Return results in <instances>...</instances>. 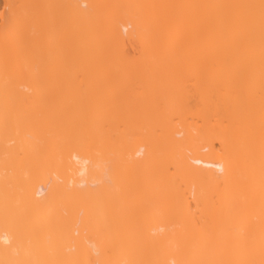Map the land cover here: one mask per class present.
Here are the masks:
<instances>
[{
  "label": "bare ground",
  "instance_id": "bare-ground-1",
  "mask_svg": "<svg viewBox=\"0 0 264 264\" xmlns=\"http://www.w3.org/2000/svg\"><path fill=\"white\" fill-rule=\"evenodd\" d=\"M101 38L163 45L168 72L148 73L142 52L107 64ZM212 55L244 57L246 82L226 66L201 71ZM189 97L203 123L173 124ZM130 114L140 132L111 163L122 133L111 122ZM150 167L140 223L123 180ZM207 249L264 252V0H4L0 264H135L146 251L152 264L242 262Z\"/></svg>",
  "mask_w": 264,
  "mask_h": 264
},
{
  "label": "rangeland",
  "instance_id": "rangeland-1",
  "mask_svg": "<svg viewBox=\"0 0 264 264\" xmlns=\"http://www.w3.org/2000/svg\"><path fill=\"white\" fill-rule=\"evenodd\" d=\"M3 4H4V0H0V7L1 6H3ZM98 32L99 33H102L103 32V29H102V27H99V30H98ZM125 36V35H124ZM125 38H127V36H125ZM99 42H100V44H99V49H100V53L102 54V56H105V62H107V64H111V62H112V60H113V58H115V57H121L123 60H127V59H133V58H135V57H138L139 55H140V53L142 52V58H149L150 59V61H151V64H149V65H147V68H148V70H147V72L148 73H151V71L152 70H154L155 68H158L157 69V72L158 73H167L168 71V68H167V65H168V63L169 62H167V61H165L164 59L163 60H159V58H161V55H159L157 52H156V49H162L164 46L163 45H159V44H146V45H143V44H141V43H131V42H129L128 40H127V42H126V44L123 46V48H120V49H117V47L115 46V44L114 43H111V42H107L105 39H103V38H101V39H99ZM192 46L191 45H182V46H179L178 48H180L181 50H186V49H190ZM146 49H149L150 51L149 52H147L146 51ZM180 55H177V56H175L174 57V60L175 61H177L178 63H180V65H179V67L177 68L178 69V71L176 72L180 77H181V79H182V84H184V85H192L193 83H194V78L190 75V72L188 71V67H187V62L186 61H184L181 57H179ZM111 61V62H110ZM172 64V63H171ZM186 64V65H185ZM173 65V64H172ZM228 67V68H234L235 69V71H237L238 72V74L240 75V77L242 78L241 79V84L243 85L245 82H246V79H245V74H247V72H248V68H247V66H246V64H245V59H244V57H242V56H235V57H227V58H225V57H222V56H220V55H212V56H209V57H206V58H204L202 61H201V63H200V70L201 71H212V70H215V69H219V68H222V67ZM237 66V67H236ZM141 74H144L143 72H138V73H132V75H128V76H124V77H122V78H120L118 81H117V84H115V85H121V86H124L125 85V81H127V79L128 78H134V77H137V76H139V75H141ZM148 75H151V74H148ZM153 75V74H152ZM210 95H212L213 96V99H214V103L215 102H217V97L218 96H222L223 94H225L226 93V90H225V88L224 87H222V86H216L215 88H213V89H211L209 92H208ZM191 103V104H190ZM184 105H185V109L184 110H182L183 112H182V114H180L179 113V115H178V113L176 112V113H174V114H172L171 115V122L173 123V124H191L192 123V125L193 124H195L194 126H196V125H201L202 123H203V119H202V117L201 116H199L198 114H196V111H197V105H196V101L192 98V97H189V99L188 100H186L184 103H183ZM212 116H213V114H211ZM212 116H210L211 117V119H212V121H214V116L212 117ZM123 122V123H122ZM113 125H116L117 126V128H118V126H119V128L122 130V133H121V135H118V136H114L112 139V142H115L113 145V148L115 149V147H116V150H114V152H116V153H112V154H110V155H113V156H115V157H117V158H114V157H112V158H110V156H109V158L111 159V163L113 162V160H115V159H118V161H120L121 160V158L119 159L118 158V156H121V154H119L118 152H120L119 150H118V148H119V146L121 147L122 146V143L124 144V141H126V140H128L129 141V139H132V140H130L129 142H132L136 137H137V135H138V133L140 132L139 131V121L136 119V118H134V116H131V114L130 115H127V117H124V119H121L120 121L119 120H115V121H113V122H111ZM123 124H125V125H123ZM227 124V121L226 120H224L223 121V125H226ZM157 127H155L154 128V130L156 129ZM159 128V127H158ZM157 128V131H154L156 134H158L157 132H159V129ZM126 129V130H125ZM123 137H125V138H123ZM133 137H134V139H133ZM116 139V141H114ZM120 139H122V141L120 140ZM118 140L120 141V142H118ZM117 144V145H116ZM118 146V147H117ZM215 147L216 148H218V147H220V144H219V142L218 141H215ZM115 154V155H114ZM116 154H117V156H116ZM119 154V155H118ZM114 158V159H113ZM118 161H115L116 163L118 162ZM114 163V162H113ZM150 169V170H149ZM149 169H146V170H144L143 169V171H142V169H133L134 171H132V173H131V171H129L128 173H127V177L125 176L126 175V173H125V177L126 178H128V180L127 179H124V176H123V187H125V189H124V193H125V196H124V198L126 197V195H127V197H126V199L127 198H129V200H127V201H125L126 199H124L123 201H124V203L126 204V202H127V204H129V208H125V209H127V210H125V212L127 211V212H131V209L130 208H133L132 209V213L130 214V217H131V215H132V217L133 218H135V220L136 219H138V220H140L141 219V221H138V222H140V223H145V219L146 218H143V215H145L146 216V214H144L145 213V211H147V210H143V209H145V207H143L142 208V210L144 211V212H142V213H138V211H140L141 210V205L143 204L142 202H144V204L146 203L147 204V206H148V203H149V199H150V197L151 196H149V194H150V192L152 193V191H151V180H152V178H151V175H149V174H151V172L150 171H154V170H152V168L150 167ZM138 171V172H137ZM146 171L147 172H149V173H146ZM134 172V173H133ZM144 172H145V174H144ZM141 173H142V175H141ZM132 174V175H131ZM137 174H139L138 176H137ZM134 175H135V177H134ZM131 176V177H130ZM136 176H137V178H136ZM139 176H140V178L142 179V181H141V179L139 178ZM143 176L144 177H147V178H149V179H147V178H145V180H144V178H143ZM132 177H133V179H132ZM136 178V179H135ZM138 178H139V181H138ZM126 181V182H125ZM131 181V182H130ZM146 181V182H145ZM148 181V182H147ZM138 182V183H137ZM133 183V184H132ZM142 183V185H140V184ZM148 183L150 184V185H148ZM138 184V185H137ZM140 185V186H139ZM144 185V187L142 188V186ZM147 186V188H146V186ZM129 186V187H128ZM150 186V187H149ZM132 188V189H131ZM139 188H141V190H140V193H139V190L137 191V189H139ZM148 189V190H147ZM143 190H145V191H143ZM149 190H150V192H149ZM133 191V192H132ZM144 193H143V192ZM127 192V193H126ZM129 192V193H128ZM142 192V193H141ZM147 192H149V194L147 193ZM137 193H139V194H137ZM130 194V195H129ZM143 194V195H142ZM145 194V195H144ZM139 195H142V196H139ZM151 195V194H150ZM145 196H147V197H145ZM140 197V198H139ZM139 199H141V200H139ZM142 199H145V200H142ZM137 201V202H136ZM141 201V202H140ZM148 201V202H147ZM138 202H139V205L137 206V204H138ZM131 203V204H130ZM142 203V204H141ZM124 204V207H126V206H128V205H125ZM136 204V205H135ZM131 205V206H130ZM146 206V205H145ZM137 207H139L140 208V210H138L137 209ZM59 208H61V207H59ZM130 209V210H129ZM51 210V209H50ZM62 210V209H61ZM61 210L59 209V211H60V214H61ZM136 210V211H135ZM138 210V211H137ZM65 213V212H64ZM63 212H62V214H64ZM136 214H139V215H141L140 217L138 216V215H136ZM143 214V215H142ZM127 215H129V214H127ZM135 215V216H134ZM138 216V217H137ZM140 218V219H139ZM143 220V221H142ZM140 223H139V226L141 227L142 226V228H143V224H141L140 225ZM111 232H112V230H111ZM116 232V231H115ZM209 249H212V248H209ZM208 250V249H207ZM217 250V251H216ZM219 250V251H218ZM223 250V249H222ZM227 250V249H226ZM226 250H224L225 251V253H224V255L223 254H220L221 252L223 253V251H221V249H213V251L212 250H208V253L211 255L212 253L213 254H216V253H218V255H221V256H223V257H229V258H227V259H230V257L231 256H229V254L230 255H232V256H238V258L237 259H241L242 260V262H241V264H264V252H258V251H256L255 252V250H254V252H253V250L252 249H244V250H240V251H243V253L241 252L240 253V251L239 250H235L234 252H236L235 254H233V250H227L228 252L226 253ZM252 250V251H251ZM206 251V250H205ZM212 251V252H211ZM221 251V252H220ZM232 251V252H231ZM110 252H111V255L112 256H116V254L114 255V253L116 252V251H109L108 252V254L110 255ZM147 252H149V253H147ZM125 253V252H124ZM123 253V254H124ZM151 252L150 251H146V252H144V254L142 255V253H138V255H137V259L138 260H136L137 261V263H135V264H141L143 261V263L142 264H152V261H153V259H151V258H154V257H151L150 255H153V256H155L154 255V253L152 252V254H150ZM204 253H206V252H204ZM261 253H262V255H261ZM118 254V253H117ZM142 256H141V255ZM148 254V255H147ZM240 254H242L243 256H241ZM206 255H208L207 253H206ZM139 257H140V259H139ZM144 257V259H143V261H139V260H141L142 258ZM263 257V258H262ZM146 258H150L149 260H146ZM236 257H234V259H235ZM242 258H244L246 261L244 262V260L242 259ZM262 258V259H261ZM147 262H146V261ZM232 260V259H231ZM124 262V263H123ZM122 263L123 264H127V261L125 260V261H123ZM141 262V263H140ZM261 262H263V263H261ZM240 263V262H239ZM232 264H234V263H232Z\"/></svg>",
  "mask_w": 264,
  "mask_h": 264
}]
</instances>
